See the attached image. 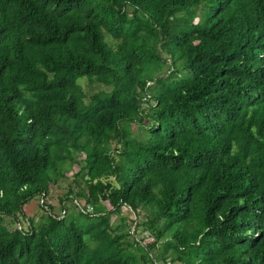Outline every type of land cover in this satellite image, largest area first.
Segmentation results:
<instances>
[{
    "label": "trees",
    "instance_id": "trees-1",
    "mask_svg": "<svg viewBox=\"0 0 264 264\" xmlns=\"http://www.w3.org/2000/svg\"><path fill=\"white\" fill-rule=\"evenodd\" d=\"M0 264H264V0H0Z\"/></svg>",
    "mask_w": 264,
    "mask_h": 264
},
{
    "label": "rangeland",
    "instance_id": "rangeland-1",
    "mask_svg": "<svg viewBox=\"0 0 264 264\" xmlns=\"http://www.w3.org/2000/svg\"><path fill=\"white\" fill-rule=\"evenodd\" d=\"M164 70L165 68H163V71ZM84 88L92 94L97 90H100L102 87L98 85H94L90 89L87 86H84ZM129 128L131 135L133 137L139 138V140L144 137L145 132L143 128L136 125H131ZM72 155H73L72 159H66L65 162L61 165V177L58 179L57 182L58 184L50 183L49 186V195L47 201L50 205L54 207V213L56 215L59 214L62 215L61 214L62 207H61L60 199L69 190L73 192V195L81 194V193L84 194L87 191L86 182L83 176L84 173L78 174L81 169L84 156L82 154L73 151H72ZM80 202L82 201L80 200ZM40 203L41 201L39 199L34 198L28 204H26L23 209L24 216L29 218L33 217L36 221L40 220L41 215L43 214L39 209ZM66 206L67 209L69 210L68 215L69 214L77 215V213L79 212L78 209L74 208V206L70 202H68ZM102 207H103L102 212L104 213L111 210L110 206L106 202L102 204ZM134 218L135 217L132 213H130L128 210L123 208L121 210V213L112 214L111 227L115 230L118 228V231L132 230L131 229L132 227L127 226V222L133 220ZM142 219L143 217L141 216L138 220L141 221ZM141 238L143 239V244L152 241V238H150L147 235V233L140 234L139 239ZM136 252L139 251L136 250Z\"/></svg>",
    "mask_w": 264,
    "mask_h": 264
},
{
    "label": "built area",
    "instance_id": "built-area-1",
    "mask_svg": "<svg viewBox=\"0 0 264 264\" xmlns=\"http://www.w3.org/2000/svg\"><path fill=\"white\" fill-rule=\"evenodd\" d=\"M87 211H88V212H92V209H91V208H89Z\"/></svg>",
    "mask_w": 264,
    "mask_h": 264
}]
</instances>
